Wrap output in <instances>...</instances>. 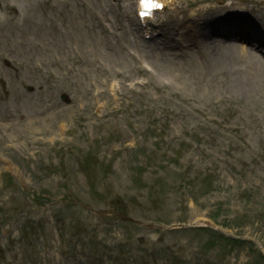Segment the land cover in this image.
I'll use <instances>...</instances> for the list:
<instances>
[{
	"label": "rangeland",
	"instance_id": "1",
	"mask_svg": "<svg viewBox=\"0 0 264 264\" xmlns=\"http://www.w3.org/2000/svg\"><path fill=\"white\" fill-rule=\"evenodd\" d=\"M18 1L22 4L18 21L0 22V50L8 45L20 49L26 45L22 51L27 52L38 44L35 55L43 45L48 51L61 48L63 64L82 62L86 57L104 67L107 74L99 69L101 80L105 83L113 80L117 85L112 90L122 93L121 100L116 99V103L103 102L107 108L112 104L107 109L110 115L133 119L128 114L132 113L135 104H157L155 110L158 114L154 113L156 120L145 126V119H133L130 147L113 158V176L109 177V185L102 186L101 178L96 192H89L83 175L74 173L78 161H83L80 151L46 155L51 162L50 167H46L41 162L43 156L38 159L32 154L31 160L26 159L28 146L21 140L19 129L1 130L0 156L17 164L19 182L12 188L11 197L4 200L31 217L26 225L29 245L17 234L18 225L5 229L0 246L8 251L7 264H86L79 249L90 244L96 253L89 254L88 264H108L106 260H112L114 254L124 258V262L134 261L135 264L139 260L146 264H171L170 257L179 264H247L252 259L251 264H264V259L258 257L259 250L264 253V70L259 61L251 59L249 54L237 52L234 57L217 53L188 57L177 63L175 58L178 56L168 51L160 53L161 62H138L136 47L132 46L126 30L120 32L118 39L108 36L106 40L104 32L97 29V21L102 20L113 23L115 30L120 27L118 17L122 16V10L115 7L116 0L51 1L48 12L55 15L54 23L41 16L38 0ZM263 2L205 0V12L198 16L218 11V18L229 16L243 20L252 15L254 22L259 24V19H264ZM124 3L129 5L127 0ZM231 4L237 9L224 8ZM89 27L106 43H100ZM155 47L141 46V50L154 56ZM250 61L258 67L249 68L245 62ZM41 63L36 61V64ZM145 66L151 71L145 68L147 72ZM159 69L166 75H177L180 81L172 82L155 73ZM135 78L145 84L134 85ZM125 80L130 81L131 91H127L130 86L119 87ZM241 80L247 85L250 83L249 87L236 85ZM97 88L101 90L107 86L101 83ZM130 96L142 100H126ZM128 103L132 106L128 107ZM43 106L32 97L14 102L10 107L1 106L0 115L10 111L18 115L29 113L27 122H45L50 116H40ZM147 110L151 112L149 108ZM167 111L175 116L164 117ZM103 113L101 109L98 115ZM18 122L12 119L9 124ZM126 126L130 127V122H123L118 128ZM88 128L93 134L91 138L101 144L109 140L100 141L98 138L114 130L109 123L96 126L92 121L88 122ZM121 134L125 133L120 131L117 137ZM111 151V148L103 150L106 157ZM41 152L44 155L46 151ZM58 158L59 167H55ZM92 159L96 167L109 162L96 156ZM5 169L0 167V185ZM56 169L61 174L53 180ZM106 170L107 167L101 168L98 175ZM42 180L46 181L44 185L40 184ZM20 182L29 184V187ZM23 187L26 193H23ZM61 189L93 209H117L132 219L131 224L135 226L117 219L103 222L99 216L79 207L61 209L63 218L71 224L69 232L73 236L70 245L60 246L53 209L61 206L62 197L58 196ZM43 190L54 195L53 203L43 206L34 201L33 192ZM215 212L220 214V221H237L240 228L231 231L258 242V248L246 245L234 249L228 247L226 258H221L217 250L205 247L209 243L205 233L182 231L184 229L178 226L194 223L197 219H210ZM169 224L177 227L169 229ZM85 236L88 240L84 239Z\"/></svg>",
	"mask_w": 264,
	"mask_h": 264
},
{
	"label": "bare ground",
	"instance_id": "2",
	"mask_svg": "<svg viewBox=\"0 0 264 264\" xmlns=\"http://www.w3.org/2000/svg\"><path fill=\"white\" fill-rule=\"evenodd\" d=\"M197 2H200V1H197ZM232 10H235V9H232ZM196 12H197V10L194 12V14ZM181 14H182V16H184L185 13L184 12H181ZM226 17H229V16H226ZM189 19L190 18H186V16H184L183 21H182V25H183L184 28L190 27V26H185L186 23H184V20H189ZM233 21H235V20H233ZM233 21H232V19H229V21L223 22L224 23L223 25H225L223 27H228L229 28L231 26H235V27L236 26H240V27H243L244 26L243 25V22H240L241 23V25H240V23L233 22ZM254 24H255V22H252L253 27H255ZM219 28L220 27H215L216 30H218ZM235 30H236V32L234 33L233 32V29H232L230 31L231 32L230 34L229 33L226 34V37L229 38L230 36H232L231 34H233L234 37L238 38L240 40L239 42L242 43V45H238V48H240V49H235L233 47L234 44H232L231 41H226L225 40V41H220L222 43V47L219 49V51L214 52L215 54H217V52H219L220 54H222V55H224L226 57H231L233 54L235 55L236 54V51H239L240 53H243V54H247L246 49L244 48L246 46H243V44L246 45V43L248 44V41L251 42L252 41V37H247V36L242 37L243 35L239 31V29H235ZM263 31H264V25H263ZM196 32H197V34H199L198 37H200L201 39H204V40L205 39H208V36H207V34L204 33V30L201 33H200V31H196ZM254 40L257 41L256 38ZM226 43H228V45H226ZM252 49L254 50V48H252Z\"/></svg>",
	"mask_w": 264,
	"mask_h": 264
},
{
	"label": "snow or ice",
	"instance_id": "3",
	"mask_svg": "<svg viewBox=\"0 0 264 264\" xmlns=\"http://www.w3.org/2000/svg\"><path fill=\"white\" fill-rule=\"evenodd\" d=\"M142 6L143 7H152V8H159L160 7L159 4L149 3V0H143Z\"/></svg>",
	"mask_w": 264,
	"mask_h": 264
}]
</instances>
